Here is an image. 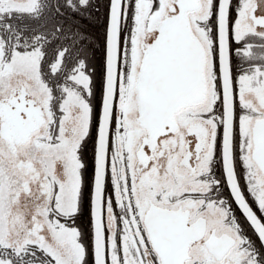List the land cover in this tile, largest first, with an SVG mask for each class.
Segmentation results:
<instances>
[{
    "label": "snow or ice",
    "instance_id": "snow-or-ice-1",
    "mask_svg": "<svg viewBox=\"0 0 264 264\" xmlns=\"http://www.w3.org/2000/svg\"><path fill=\"white\" fill-rule=\"evenodd\" d=\"M0 264H264V0H0Z\"/></svg>",
    "mask_w": 264,
    "mask_h": 264
}]
</instances>
